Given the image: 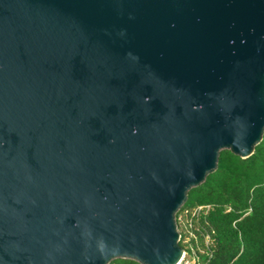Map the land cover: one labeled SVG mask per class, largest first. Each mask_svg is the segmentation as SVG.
I'll list each match as a JSON object with an SVG mask.
<instances>
[{
    "label": "water",
    "instance_id": "95a60500",
    "mask_svg": "<svg viewBox=\"0 0 264 264\" xmlns=\"http://www.w3.org/2000/svg\"><path fill=\"white\" fill-rule=\"evenodd\" d=\"M263 135L264 0H0V264H178Z\"/></svg>",
    "mask_w": 264,
    "mask_h": 264
},
{
    "label": "trees",
    "instance_id": "16d2710c",
    "mask_svg": "<svg viewBox=\"0 0 264 264\" xmlns=\"http://www.w3.org/2000/svg\"><path fill=\"white\" fill-rule=\"evenodd\" d=\"M187 201L181 211L213 207L205 216L211 239L204 248L209 255L201 256L205 264H264V135L247 159L221 151L217 170L190 190Z\"/></svg>",
    "mask_w": 264,
    "mask_h": 264
},
{
    "label": "built area",
    "instance_id": "2783aa9c",
    "mask_svg": "<svg viewBox=\"0 0 264 264\" xmlns=\"http://www.w3.org/2000/svg\"><path fill=\"white\" fill-rule=\"evenodd\" d=\"M213 209L210 205H198L191 208L180 210L176 216L177 228L180 234L179 243L186 244V247L182 246L183 254L178 264H205L201 256L209 253L198 242L203 241V232L210 238V234L204 230L206 228L205 216L209 210ZM229 211V209H227ZM182 226V228H181ZM198 232L197 236L196 233ZM201 236V237H200ZM200 237V238H199ZM199 239V241H198ZM211 240V239H210ZM210 245V244H209ZM202 248V250L200 249ZM110 264H117L114 261Z\"/></svg>",
    "mask_w": 264,
    "mask_h": 264
},
{
    "label": "rangeland",
    "instance_id": "374dc122",
    "mask_svg": "<svg viewBox=\"0 0 264 264\" xmlns=\"http://www.w3.org/2000/svg\"><path fill=\"white\" fill-rule=\"evenodd\" d=\"M188 202V201H187ZM186 202V203H187ZM181 228H182V226H181ZM204 230H205V232H206V228H205V226H204ZM197 234H198V232L196 233V236H197ZM201 237V236H200ZM199 237V238H200ZM202 239H203V241H199V239H198V244L200 243V245L202 246V247H204V245L205 246H207V245H209V244H211V240H210V238H209V235L207 236L204 232H203V237H201ZM180 245H182V246H184V247H186V244H184V243H182L181 242V244ZM201 250H202V248H200Z\"/></svg>",
    "mask_w": 264,
    "mask_h": 264
}]
</instances>
